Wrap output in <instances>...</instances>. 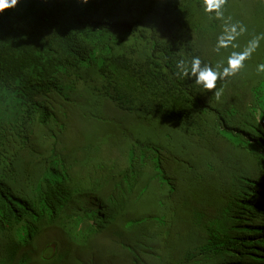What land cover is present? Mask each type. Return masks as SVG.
<instances>
[{
    "label": "trees",
    "instance_id": "trees-1",
    "mask_svg": "<svg viewBox=\"0 0 264 264\" xmlns=\"http://www.w3.org/2000/svg\"><path fill=\"white\" fill-rule=\"evenodd\" d=\"M229 1L223 20L203 0H20L0 13V264H264V72L246 97L229 85L217 100L176 68L218 65L219 23L238 21ZM118 112L197 138L188 156L210 170L219 143L232 153L196 186L226 201L200 217L196 246L166 251L172 224L147 220L161 162L145 152L138 166L127 143L114 166L69 134L114 129Z\"/></svg>",
    "mask_w": 264,
    "mask_h": 264
},
{
    "label": "rangeland",
    "instance_id": "rangeland-1",
    "mask_svg": "<svg viewBox=\"0 0 264 264\" xmlns=\"http://www.w3.org/2000/svg\"><path fill=\"white\" fill-rule=\"evenodd\" d=\"M229 2L228 10L231 11V8H233L238 16V21L233 20V23H242L247 27V32L234 41L238 47L222 48L218 55H209L212 61L221 66V70L227 66V58L233 51H242L254 36L264 34L263 20L260 17L261 14H264V0H230ZM194 16L201 21L199 14ZM225 24L223 21L219 23L221 27L223 26L222 29H224ZM213 34L215 35V33ZM263 59L264 40H261L259 47L251 58L244 62L245 67L237 75L218 81L217 89L222 88L224 96L228 97L229 85H233L236 92L240 89L241 96L246 97L245 93L248 92V88L250 89L251 86L262 80V72L257 71V66L263 63ZM219 104L220 102L217 101L216 105ZM114 119L117 124L114 129H108L105 126L95 129L93 127L88 128L82 122V125L79 124L81 127L76 126L74 130L70 129L69 134L77 135L80 142H86L88 145L93 146L99 158H102V156L108 158L114 166L117 165L114 160L119 162L124 160L121 148L125 149L127 143L136 148L138 166L142 164L141 157L145 156V152L154 157L156 162H161V169H156L154 174L158 175L153 179V182L160 187L158 192L155 191L157 195L155 198L159 197L160 199L158 201V206L160 202V208L156 211H150V217L147 220L172 224L170 234H165L166 240L171 241V245L165 249L166 251L174 248L177 244L184 248L196 246L198 233L202 232V229L197 227L200 217L206 215V210L208 213L214 214L215 208L218 206L223 208L226 203L225 200H218L213 196V194L216 195L215 192L207 196L203 195L196 189V186L205 184L204 170L214 174L215 179L220 178V170L226 169L225 162L234 161L231 159L233 157L232 153L228 152V148L223 146V143H219L216 148L219 152L217 155L223 157L216 156L214 159V169L216 170H210L207 168L208 160L205 157L201 156L200 159L195 160L188 156L194 153L193 151L198 142L197 138L190 135H181L175 127H172L173 129L166 128L165 123L156 124L152 121L145 123L140 118L124 117L120 112L115 114ZM206 134L208 136L206 138L211 145L226 137L225 134L221 136L211 132ZM203 139L205 141L204 136ZM152 147L156 149L154 153L151 150ZM179 152H183V154ZM152 161H154L153 158ZM245 167L246 163H243L241 169L245 174L255 172V166L249 165V169H245ZM235 170H239L243 174L240 169ZM163 173L166 175H163ZM147 204L149 205L150 202H147ZM211 224L212 221L208 226L202 228H207Z\"/></svg>",
    "mask_w": 264,
    "mask_h": 264
},
{
    "label": "clouds",
    "instance_id": "clouds-1",
    "mask_svg": "<svg viewBox=\"0 0 264 264\" xmlns=\"http://www.w3.org/2000/svg\"><path fill=\"white\" fill-rule=\"evenodd\" d=\"M83 2L87 3L88 0H83ZM18 3L20 0H0V13L15 8ZM203 4L205 12L214 13L216 19H224L223 10L227 0H203ZM245 32H247V27L240 22L226 23L214 50L219 52L222 48L238 47L234 41ZM261 40H264V34L254 36L242 51H233L227 58V66L222 70L220 65L213 67L204 63L198 56L193 57L190 61L180 59L176 62L177 75L182 78H194L195 85L202 86L208 92L214 93L215 98L219 100L223 89L217 90L218 81L237 75L245 67L244 62L250 59L259 47ZM257 71L264 72V63L257 66Z\"/></svg>",
    "mask_w": 264,
    "mask_h": 264
}]
</instances>
